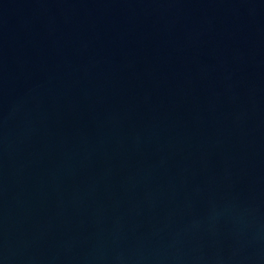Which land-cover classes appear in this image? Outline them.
<instances>
[{
    "label": "water",
    "instance_id": "obj_1",
    "mask_svg": "<svg viewBox=\"0 0 264 264\" xmlns=\"http://www.w3.org/2000/svg\"><path fill=\"white\" fill-rule=\"evenodd\" d=\"M0 264H264V0H0Z\"/></svg>",
    "mask_w": 264,
    "mask_h": 264
}]
</instances>
